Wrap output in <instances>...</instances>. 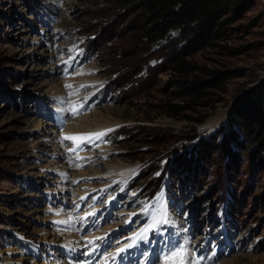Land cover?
<instances>
[{
    "label": "rangeland",
    "instance_id": "rangeland-1",
    "mask_svg": "<svg viewBox=\"0 0 264 264\" xmlns=\"http://www.w3.org/2000/svg\"><path fill=\"white\" fill-rule=\"evenodd\" d=\"M109 5L0 0V264H264V0L175 69Z\"/></svg>",
    "mask_w": 264,
    "mask_h": 264
},
{
    "label": "trees",
    "instance_id": "trees-1",
    "mask_svg": "<svg viewBox=\"0 0 264 264\" xmlns=\"http://www.w3.org/2000/svg\"><path fill=\"white\" fill-rule=\"evenodd\" d=\"M107 1L111 2V5L107 8L110 14V11L113 10L114 15L121 12L126 13L129 17L130 24L134 26L133 29L136 31L133 39L136 48H139L140 45L148 47L156 44L160 45L159 52L165 51L170 54V63L167 67L169 69H175L174 66L180 64L179 59L195 53L216 38L219 28L225 23L223 17L229 11L242 12V0ZM111 21H113V18H111ZM133 29L130 30L133 31ZM172 30H177L175 36L171 35ZM105 32H108L107 40L109 41L117 35L113 28L107 29ZM124 44L122 42V46L118 47V50H123ZM115 49H117L116 46ZM159 58L162 59V55ZM159 61L156 66L150 67V69L156 70L157 67H161L162 61ZM137 66L138 64H135L130 67L131 78L140 79V76H136L139 72V69H136ZM131 80L130 77L129 81L127 78L130 83ZM134 83L137 85V80ZM257 98L258 95H255L253 99L256 100ZM240 114L244 117L245 129L250 131L252 128L250 112L246 110ZM256 120L258 127L253 131V135H258L261 123L264 120V112L260 113ZM258 136L259 142L264 144V132ZM218 148L223 149L221 146Z\"/></svg>",
    "mask_w": 264,
    "mask_h": 264
},
{
    "label": "bare ground",
    "instance_id": "bare-ground-1",
    "mask_svg": "<svg viewBox=\"0 0 264 264\" xmlns=\"http://www.w3.org/2000/svg\"><path fill=\"white\" fill-rule=\"evenodd\" d=\"M73 104V103H72ZM71 104V105H72ZM75 109V111H74ZM77 107L73 108L71 107V110L69 112H65L64 118H67L68 120L70 119L73 123V125H70V130H74L77 132V134L81 137H87L90 133H92V131L94 132L95 130V126H92L89 122L85 121L83 119V117H76L77 114ZM76 112V113H75ZM83 119V120H82ZM78 125H81V128L77 127ZM71 132V131H69ZM76 132H74V134L76 135ZM80 144V143H79ZM84 214V213H83ZM152 221V220H151ZM152 226H149L148 229H146V231L143 233V235L148 236L149 230L151 229ZM72 233V232H71ZM98 234V233H97ZM100 234V232H99ZM150 234V233H149ZM96 236V235H95ZM140 236V235H139ZM138 237V236H137ZM100 238V237H98ZM87 239V238H85ZM133 239V238H132ZM136 239V238H135ZM101 240V239H100ZM133 241V240H132ZM87 242V241H86ZM91 242V240H90ZM92 243V242H91ZM102 243V242H101ZM136 243V242H135ZM84 244V243H83ZM86 244V243H85ZM84 244V245H85ZM91 245V244H90ZM89 245V246H90ZM80 246V245H79ZM137 247V246H136ZM93 248V245L92 247ZM88 252V251H87ZM93 253V252H92ZM82 254V253H81ZM91 254V253H90ZM111 254V253H110ZM89 255V254H88ZM93 255V254H92ZM114 255V254H113ZM118 255V254H117ZM124 255V254H123ZM130 255V254H129ZM111 256V255H110ZM116 256V255H115ZM95 257V256H94ZM104 258V257H103ZM105 259V258H104ZM90 260V259H89ZM92 260V259H91ZM117 260H120L121 262L125 261L124 256L120 255V256H116L114 258V260H112L111 264H115ZM103 261V260H101ZM79 264H81L80 262H77ZM84 264V263H83ZM97 264V263H96ZM103 264H105V262H103ZM110 264V263H109ZM117 264V263H116Z\"/></svg>",
    "mask_w": 264,
    "mask_h": 264
},
{
    "label": "snow or ice",
    "instance_id": "snow-or-ice-1",
    "mask_svg": "<svg viewBox=\"0 0 264 264\" xmlns=\"http://www.w3.org/2000/svg\"><path fill=\"white\" fill-rule=\"evenodd\" d=\"M74 111H75V109H74ZM103 135H105V133L99 132V133L89 134V136H87V137H81V136H66L65 139L73 140V141H76L77 143H79L80 141H83L84 139L91 140L93 137L96 138V139H99ZM121 251H123V249H121ZM183 255H184L183 251L176 253L171 258L170 264H184Z\"/></svg>",
    "mask_w": 264,
    "mask_h": 264
}]
</instances>
